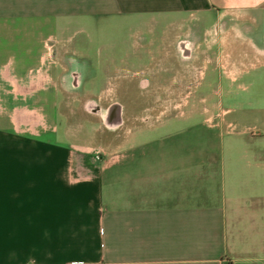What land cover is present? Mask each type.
Wrapping results in <instances>:
<instances>
[{
	"label": "crops",
	"instance_id": "crops-1",
	"mask_svg": "<svg viewBox=\"0 0 264 264\" xmlns=\"http://www.w3.org/2000/svg\"><path fill=\"white\" fill-rule=\"evenodd\" d=\"M257 1L0 0V264H264V143L220 138L231 107L151 110L149 124L120 101L105 119L103 105L132 96L113 93L128 74L153 83L137 88L145 97L202 99L196 67L213 64L209 47L161 48L260 15ZM124 30L134 42L123 53L118 39L90 38ZM69 31L87 39L67 44ZM196 118L218 139L189 137Z\"/></svg>",
	"mask_w": 264,
	"mask_h": 264
},
{
	"label": "flooded vegetation",
	"instance_id": "flooded-vegetation-1",
	"mask_svg": "<svg viewBox=\"0 0 264 264\" xmlns=\"http://www.w3.org/2000/svg\"><path fill=\"white\" fill-rule=\"evenodd\" d=\"M255 7H258L256 15L252 18H237V17H222L218 19L220 24L219 31L213 35H204L198 43L196 42H185V43H173L168 45L167 49L161 48L164 54L168 56L181 55L183 48L191 55L192 49L196 46H202L203 48L209 47L210 53L213 54L216 59L213 64L198 66L196 69L201 71V82L199 91L200 94L204 95L202 99H198L197 106L205 107L210 104H222L228 97L223 98L219 94L235 93V87L243 85V77L249 74L251 71L264 69V1L255 2ZM207 39L210 43L207 45ZM193 46V47H192ZM157 47L154 48L156 51ZM150 44L143 49L145 53H149ZM157 53V51H156ZM259 57L256 66H251L249 61H254L255 56ZM125 79L122 83H113L115 89L113 93H119L116 88L117 86L126 87L129 86V90H122L123 94H130L131 97L127 96H107L104 100V108H110L106 114L105 119L110 116L114 111L117 101L120 103L121 109H128L132 105L137 107L141 112L153 110L152 107H143V98H169L171 105L169 108L175 109L178 105L175 104L177 98L174 95H161L156 94L152 97H145L143 91L137 89L142 86L145 82L146 86L152 85L153 83L149 80H142L139 75H125ZM121 84V85H120ZM158 84L167 86L169 82L167 79H162ZM251 85L255 84L250 82ZM118 86V87H119ZM251 93H258L264 91L250 90ZM109 93V92H108ZM160 93V92H155ZM208 97V98H206ZM121 99V100H120ZM92 103L94 104V111L97 112L96 107L101 103V98L98 96L92 97ZM116 111V110H115ZM110 119V118H109ZM148 119V117H144ZM113 124V123H112ZM112 124H109L110 126Z\"/></svg>",
	"mask_w": 264,
	"mask_h": 264
},
{
	"label": "rangeland",
	"instance_id": "rangeland-1",
	"mask_svg": "<svg viewBox=\"0 0 264 264\" xmlns=\"http://www.w3.org/2000/svg\"><path fill=\"white\" fill-rule=\"evenodd\" d=\"M74 29H72L73 31ZM72 31L66 32L63 35V39L65 43L72 44L75 42H82L87 39V36L85 34H75ZM133 31H117V32H111V31H101L100 33L92 34L90 38H94L96 44L99 43H108L113 42L115 39H118L120 42H122V45L116 50L119 53L125 52L128 44L134 42L133 39ZM69 38V39H68ZM96 70V78L94 81V84L96 86V90L101 86L103 76L101 74L100 68L97 65H94L92 69ZM243 85L246 89H239L236 90L235 95L228 100L224 101L223 106L228 108L231 107L234 110V113L231 115L230 118L235 122V126L231 129L224 130L222 134L223 140H227L230 138H238L240 140L242 139H254L256 141H262L264 143V92H258V93H251L250 90H258V91H264V69H259L256 71H251L249 74L245 75L243 77ZM250 82H254L255 84L251 85ZM143 88L146 87V83H142ZM72 99H69L68 103L71 104ZM75 100H80L82 103L86 99L82 98H76ZM121 100V99H120ZM144 103L142 102V106L145 107H152L154 112L156 111H163L166 110L170 105L171 102L169 98H143ZM78 103H74V105H77ZM176 105L183 106V105H197L198 99H189V98H177ZM93 105V104H92ZM151 111V110H150ZM144 117H148L146 120L149 124L157 122V118L160 116V114H147L148 111L143 112ZM74 119V121L79 122L80 119L78 118V115L69 116ZM125 117H127V114H125ZM237 119V120H235ZM73 121V120H72ZM200 122L199 118L193 119L191 121L193 130L189 135L192 139H200V138H209V139H218L219 132L217 133H207L200 129L198 126ZM104 128V127H103ZM106 133L110 136H112V139L119 138L121 135L119 134V131H110L108 129H105ZM108 135H104L103 132L97 136L98 142H103L104 139L106 140ZM106 137V138H105ZM110 138V137H109ZM107 140H110V139ZM97 152L104 153L105 148L103 145H99L95 149Z\"/></svg>",
	"mask_w": 264,
	"mask_h": 264
}]
</instances>
